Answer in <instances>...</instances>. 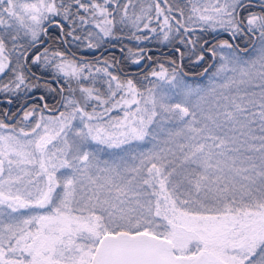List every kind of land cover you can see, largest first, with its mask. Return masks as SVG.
Here are the masks:
<instances>
[{"label": "snow or ice", "instance_id": "snow-or-ice-1", "mask_svg": "<svg viewBox=\"0 0 264 264\" xmlns=\"http://www.w3.org/2000/svg\"><path fill=\"white\" fill-rule=\"evenodd\" d=\"M189 5L0 0V93L55 91L37 71L67 84L56 115L41 95L42 108L0 119V264H264V0L259 12L254 0ZM50 25L92 51L153 36L183 45L208 83L128 47L132 64H156L145 93L111 71L114 56L53 47ZM197 28L247 37L251 51L201 43Z\"/></svg>", "mask_w": 264, "mask_h": 264}, {"label": "trees", "instance_id": "trees-1", "mask_svg": "<svg viewBox=\"0 0 264 264\" xmlns=\"http://www.w3.org/2000/svg\"><path fill=\"white\" fill-rule=\"evenodd\" d=\"M188 1L189 0H187V3H186V2H183V0H169V3H176L181 6H186L185 14L187 15L188 7H190ZM122 2H126V0H122ZM144 2L145 4H147V3H150L151 0H144ZM254 2L255 4L258 5L257 1H254ZM160 3L163 6L164 0H160ZM136 11H139L138 7ZM253 11L259 12L260 9L258 6H256L255 8H253ZM153 16H155L154 11H153ZM172 22H175V21H172ZM62 24L63 26L65 25L64 23ZM69 30L71 29L69 28ZM69 30L66 29V27L64 26L65 33H67ZM69 38L70 36H66V35L61 36L60 29L57 28L55 25L49 26V36L45 37V39L48 40L49 44H53V47L59 48L60 50L64 51L66 54L70 55L71 57L73 56V54H75L77 59L83 57L84 59L88 61H92V60H95L96 57H100V56L107 57L109 59H111V57L114 56L119 61V63L116 64V66L113 68L115 74L122 75L126 78L136 79V82L139 79L142 80L143 75L148 73V69L150 68L152 69L153 67H156L155 63L148 62L147 60L143 61L141 66H137V65L130 63L129 60L125 59L127 48L130 47L128 43L133 40H128V39L114 40V41H111L109 44L105 45V47L100 49L99 51H92L88 49L77 48L74 44L73 45L70 44V42L72 43V41ZM194 38H199L201 43H203L204 40H207L209 41V45L216 43L218 40H228L230 43H233L234 45L240 44L241 47L245 46V44H247L249 47L251 45V40L249 38L245 37L243 39L242 38L233 39L226 32H223V31H218V32L196 31ZM54 41L55 43H53ZM64 44H67L69 48L68 51L67 49H64ZM46 46L47 45H43V44L40 45L41 50L43 49V47H46ZM207 46L208 45H206V47ZM141 47L145 49L146 56L150 55L153 61L159 60V62L163 63L166 67L170 68L169 61L175 60L176 63L183 68L184 72L187 73V75L184 77L185 79H187V81H190L191 83L193 81L202 82L205 79V75L204 76L200 75V72L203 70V67H207V63L201 62V67H197L194 63V57L192 59L184 57V59L181 60L180 54L175 52L174 49L175 47L183 48L182 45L177 44L175 46H166L165 44L158 42L156 38L152 37L150 40L144 41ZM121 49H123L124 51L122 52ZM242 54H247V53H242ZM204 55L206 57V61L208 63H211L212 62L211 56L206 51L204 52ZM29 75L31 76V73H29ZM36 75L40 77V81L42 82L47 81L48 85L51 88H54L55 91H48L47 89L41 87L39 89L34 88L32 89L31 92H27V91L23 92L20 95L0 93V119H5V120L7 119V117L3 116L4 111H8L9 114L16 113L17 115L15 118H17L21 114L20 113L21 111H18V109L22 105H24L26 101L28 100L31 104L33 105L38 104L39 107L42 108L44 101H41L39 99L41 95L45 97L46 102L49 106V109H52L53 113L57 114L55 110L59 108L58 102L60 101V98H61L58 93H59L61 86L67 88L65 82L61 78L57 79L50 72H47L41 75V73L37 71ZM22 96L25 98H23ZM9 100L12 101L11 104L8 103ZM29 102L28 104H30ZM47 111L51 112L49 110H45L44 112H47Z\"/></svg>", "mask_w": 264, "mask_h": 264}, {"label": "rangeland", "instance_id": "rangeland-1", "mask_svg": "<svg viewBox=\"0 0 264 264\" xmlns=\"http://www.w3.org/2000/svg\"><path fill=\"white\" fill-rule=\"evenodd\" d=\"M254 1H257L258 3H259V0H254ZM85 2H87V0H85ZM183 2H186L187 3V0L185 1V0H183ZM202 2H207V0H202ZM188 3H189V1H188ZM58 19H60V21H61V23H64L65 25V27H66V29H68L69 30V26H68V24L67 23H65L63 20H62V18H58ZM173 24H175V22H172ZM152 26L153 27H157V29H159V25L157 24V22H156V18H155V16H153V24H152ZM70 31V30H69ZM196 31H199V28H197V30ZM195 31V32H196ZM195 32L194 33H192L191 35L194 37L195 36ZM77 35H81L82 33H81V30L78 28L77 29V33H76ZM138 35H141L142 33H137ZM153 38H155V36H153ZM71 41H72V43L70 42V44H74L77 48H80V49H87L86 47H83V46H79V44H78V42L77 41H73V39H72V37H70L69 38ZM78 45H77V44ZM129 45H130V47L131 48H133V50L135 51L138 47H141V45H137V43H136V41L135 40H133V41H131V42H129L128 43ZM163 44H165L166 46H175V45H177V44H167V43H163ZM183 46V45H182ZM191 46H189V48H190ZM64 49H67V51H68V46H67V44H64ZM43 50V49H42ZM250 51H251V49H250ZM99 55V54H98ZM242 55H248V53L247 54H242ZM67 56L69 57V58H72L70 55H68L67 54ZM101 57V56H100ZM185 57H187V58H189L187 55L185 56ZM93 62L95 61V60H92ZM131 63V62H130ZM111 71H113L114 72V70L113 69H111ZM151 71V68L150 69H148V72H150ZM115 73V72H114ZM121 76V78H124V79H126V77H124V76H122V75H120ZM61 79L64 81V79L61 77ZM151 79H154V78H151L150 77V80ZM185 79V78H184ZM185 80H187V79H185ZM134 82H136V79H134ZM189 83H191L190 81H188ZM85 83H88V82H85ZM137 86L142 90V91H145V93H146V89H147V87H150L151 85L149 84V82L147 81V80H141V79H139L137 82ZM156 83H162V82H160V81H156ZM201 86H204V85H207V83H208V79H207V75H205V79L202 81V82H198ZM66 86H67V84H66ZM164 88H167V87H169L168 85H162ZM102 87H105V86H102ZM20 94H22V93H19V94H15V95H20ZM14 95V94H13ZM23 97V96H22ZM23 98H25V97H23ZM61 99V98H60ZM28 102H29V100L28 101H26V106L24 107V108H28V107H31L33 104H31L30 102V104H28ZM24 104V105H25ZM59 107H60V105H59ZM133 107H135V106H133ZM21 109V108H20ZM89 110H91V109H89ZM21 114L20 115H22V112H20ZM44 114L45 115H56V114H54L53 113V110L51 111V112H44ZM19 115V116H20ZM111 116H113V117H116V116H123V112H121V111H119V110H114L111 114H110ZM18 116V117H19ZM17 117V118H18ZM15 117H12V119H6L5 121L7 122V123H9V124H13V123H15Z\"/></svg>", "mask_w": 264, "mask_h": 264}, {"label": "flooded vegetation", "instance_id": "flooded-vegetation-1", "mask_svg": "<svg viewBox=\"0 0 264 264\" xmlns=\"http://www.w3.org/2000/svg\"><path fill=\"white\" fill-rule=\"evenodd\" d=\"M256 6H258V7H259V3H258V5L256 4ZM22 106H23V107H25V105H22ZM22 106H21V107H22ZM21 107H20V108H21ZM20 108H19V109H20ZM16 115H17V114H16Z\"/></svg>", "mask_w": 264, "mask_h": 264}]
</instances>
